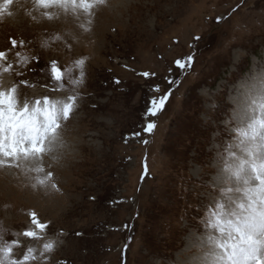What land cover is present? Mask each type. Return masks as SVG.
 Wrapping results in <instances>:
<instances>
[{
  "label": "rangeland",
  "instance_id": "obj_1",
  "mask_svg": "<svg viewBox=\"0 0 264 264\" xmlns=\"http://www.w3.org/2000/svg\"><path fill=\"white\" fill-rule=\"evenodd\" d=\"M0 53V92L52 129L0 154V264L264 259V0H0Z\"/></svg>",
  "mask_w": 264,
  "mask_h": 264
},
{
  "label": "snow or ice",
  "instance_id": "obj_2",
  "mask_svg": "<svg viewBox=\"0 0 264 264\" xmlns=\"http://www.w3.org/2000/svg\"><path fill=\"white\" fill-rule=\"evenodd\" d=\"M13 46H15L16 41H12ZM3 55V53H0ZM192 60V57H187L185 60H176L175 63L177 67L183 69L188 66V62ZM39 62V58H37V63ZM85 64V60L82 58L76 62V66L80 69V79L77 81H73L74 84H80L83 82L85 77V72L83 70ZM42 71H49V69H43ZM70 72L71 69H68ZM64 69L56 66V62H51L50 66V75L54 83H62L63 80ZM146 79L149 77H153L154 73L143 72L140 73ZM114 84H119L120 81L116 78H113ZM175 83V81H173ZM153 91H159V86H153ZM170 93H166L159 98L152 97L150 98L149 107L146 109V115L149 117L156 116L159 112H161L164 108V105L168 99ZM73 103L64 105V116L65 118H70L73 108L75 107V101L77 97L69 98ZM95 107V105H93ZM32 111L28 109V107L20 108L17 104V99L15 93H3L0 92V154L7 155V153H12L13 150L15 152L19 150L32 151L36 153H40L44 151V146L40 143L43 136L47 135L49 131L52 129L50 127H45L41 130L40 127L36 126L31 121ZM54 116V113L52 114ZM51 116L49 120H51ZM155 128V124L153 122H147L144 127L145 132H152ZM139 133H132V136H138ZM127 139V137L125 138ZM147 143V141H145ZM147 174V168L145 166V173ZM51 175V173L49 174ZM92 199H95L93 197ZM122 202V201H121ZM34 215V214H33ZM41 228L46 227V225H39ZM26 235H31L30 233H26ZM76 235H82V233H76ZM249 253L248 259L245 261V264H264V259H260L257 256V253L260 251L258 246L250 244L246 249ZM62 264H66V262H62Z\"/></svg>",
  "mask_w": 264,
  "mask_h": 264
},
{
  "label": "clouds",
  "instance_id": "obj_3",
  "mask_svg": "<svg viewBox=\"0 0 264 264\" xmlns=\"http://www.w3.org/2000/svg\"><path fill=\"white\" fill-rule=\"evenodd\" d=\"M25 107H27V105H25ZM40 116H44L45 119H47V113H44V112H41V110L39 108H36L32 111V116H31V121L36 124V126L40 127V124H39V119H40ZM15 153V150H13L12 153H7V155H11V154H14ZM31 234V233H30ZM32 235V234H31ZM49 249L51 248V245L47 246ZM11 251V248H6L4 249V252L5 254H7L8 252ZM30 258V253L29 254H26L24 257H23V260H28ZM13 264H15V262H13Z\"/></svg>",
  "mask_w": 264,
  "mask_h": 264
},
{
  "label": "bare ground",
  "instance_id": "obj_4",
  "mask_svg": "<svg viewBox=\"0 0 264 264\" xmlns=\"http://www.w3.org/2000/svg\"><path fill=\"white\" fill-rule=\"evenodd\" d=\"M257 149V148H256ZM264 154V153H263ZM256 161V160H255ZM259 162V161H258ZM38 230H40V231H42L40 228L38 229ZM190 245L188 244L187 245V248L189 247ZM216 255V254H215ZM264 256V255H263ZM232 259V258H231ZM237 260H238V262H237ZM234 261V262H233ZM236 261V262H235ZM231 262L233 263V264H245V261H241V258L240 257H236V258H234V259H232L231 260Z\"/></svg>",
  "mask_w": 264,
  "mask_h": 264
}]
</instances>
